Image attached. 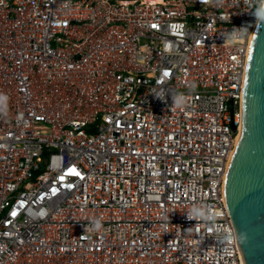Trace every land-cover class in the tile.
<instances>
[{
  "label": "built area",
  "instance_id": "2783aa9c",
  "mask_svg": "<svg viewBox=\"0 0 264 264\" xmlns=\"http://www.w3.org/2000/svg\"><path fill=\"white\" fill-rule=\"evenodd\" d=\"M260 3L0 0V264H241L224 188Z\"/></svg>",
  "mask_w": 264,
  "mask_h": 264
},
{
  "label": "water",
  "instance_id": "95a60500",
  "mask_svg": "<svg viewBox=\"0 0 264 264\" xmlns=\"http://www.w3.org/2000/svg\"><path fill=\"white\" fill-rule=\"evenodd\" d=\"M242 99L241 128L226 172L225 198L241 264H264V21L257 23L251 39ZM240 233L247 235L244 244L238 239Z\"/></svg>",
  "mask_w": 264,
  "mask_h": 264
},
{
  "label": "clouds",
  "instance_id": "9594fccd",
  "mask_svg": "<svg viewBox=\"0 0 264 264\" xmlns=\"http://www.w3.org/2000/svg\"><path fill=\"white\" fill-rule=\"evenodd\" d=\"M255 16L257 17L258 22L264 21V0H261L259 8H257V10L255 11ZM183 102H184V97L182 95L176 97L175 103L178 107L181 106ZM196 215H197V218H204V219H210V220L213 219L211 213H206L205 211H196ZM94 226L96 229H99L101 226L100 222L97 220ZM228 239H231V238L224 237V240H228ZM238 239L241 242V244H244L247 242V235L244 233H240Z\"/></svg>",
  "mask_w": 264,
  "mask_h": 264
},
{
  "label": "bare ground",
  "instance_id": "6f19581e",
  "mask_svg": "<svg viewBox=\"0 0 264 264\" xmlns=\"http://www.w3.org/2000/svg\"><path fill=\"white\" fill-rule=\"evenodd\" d=\"M151 1H153V2H157V1H160V0H151ZM239 137V136H238Z\"/></svg>",
  "mask_w": 264,
  "mask_h": 264
}]
</instances>
